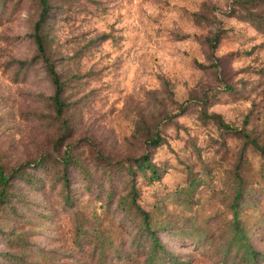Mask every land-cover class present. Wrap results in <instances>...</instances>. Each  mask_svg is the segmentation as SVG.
<instances>
[{"label":"rangeland","instance_id":"rangeland-1","mask_svg":"<svg viewBox=\"0 0 264 264\" xmlns=\"http://www.w3.org/2000/svg\"><path fill=\"white\" fill-rule=\"evenodd\" d=\"M49 2L62 109L0 0V264H264V0Z\"/></svg>","mask_w":264,"mask_h":264},{"label":"trees","instance_id":"trees-1","mask_svg":"<svg viewBox=\"0 0 264 264\" xmlns=\"http://www.w3.org/2000/svg\"><path fill=\"white\" fill-rule=\"evenodd\" d=\"M41 4H42V10H41L40 16H39V18L35 24L33 36L35 37V39L37 41L39 53L43 57V59L45 60L47 70H48L49 74L51 75V78L55 84V95H54L55 101H56L59 109H62L64 104L62 101L61 94L64 90V80L62 79L61 73L58 71L55 62L47 54L46 40H45V36L43 34V25H44L45 21L47 20L48 16L50 15V9L52 7V4L49 2V0H41ZM220 33H221V29L218 30L214 34V36L208 38L209 44L211 45V49H213L216 46V43L220 37ZM211 52H212V50H211ZM216 116H217L220 123L225 124V121L222 119L220 114H216ZM226 126H229L228 123L226 124ZM152 140L157 145H159L161 143V141H159V139L154 138ZM254 142L258 148H260L262 151H264V145L259 144L256 140ZM136 161H137V166L140 169H146L147 167H150L152 169V171L154 172V176H158L159 172L155 167H153L152 160L148 155H143L141 157H138L136 159ZM19 168L20 167L14 168L13 173L19 174ZM11 176H12L11 174L7 175L5 173L3 167L0 165V184L2 186V190L0 191V203H5V202L10 200L7 187L10 184ZM135 194H137V193H135ZM138 206L142 212H146L145 209H143L139 204H138ZM253 256L255 257L254 252H253ZM174 262H175V260L171 259L170 263L168 262L165 264H173ZM146 264H155V260L154 259H148ZM253 264H260V263L258 260L255 259L253 261Z\"/></svg>","mask_w":264,"mask_h":264}]
</instances>
